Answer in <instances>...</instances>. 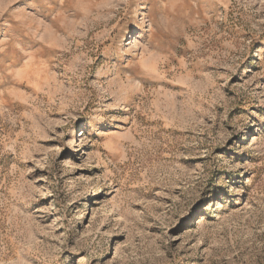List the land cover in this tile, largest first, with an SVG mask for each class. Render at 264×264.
I'll return each instance as SVG.
<instances>
[{
  "label": "rangeland",
  "instance_id": "rangeland-1",
  "mask_svg": "<svg viewBox=\"0 0 264 264\" xmlns=\"http://www.w3.org/2000/svg\"><path fill=\"white\" fill-rule=\"evenodd\" d=\"M0 264H264V0H0Z\"/></svg>",
  "mask_w": 264,
  "mask_h": 264
}]
</instances>
